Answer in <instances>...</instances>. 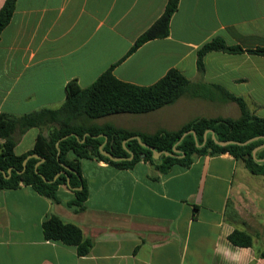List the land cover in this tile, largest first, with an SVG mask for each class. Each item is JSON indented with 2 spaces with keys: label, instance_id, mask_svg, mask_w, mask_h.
Segmentation results:
<instances>
[{
  "label": "crops",
  "instance_id": "crops-1",
  "mask_svg": "<svg viewBox=\"0 0 264 264\" xmlns=\"http://www.w3.org/2000/svg\"><path fill=\"white\" fill-rule=\"evenodd\" d=\"M167 1L17 0L0 36V114L57 108L70 80L89 86L113 65L117 78L142 86L177 68L192 90L149 112L91 123L154 133L197 116H239L235 101L217 95L218 86L264 116V55L248 51L264 45V0H180L169 35L128 54ZM214 37L243 51L207 52L199 75L197 51ZM217 105L224 115L197 112ZM41 130L48 133L37 126L23 133L15 153L32 149ZM80 164L88 196L79 212L68 205L75 193L66 185L58 188L59 201L24 184L0 190V264H264V174L251 172L242 159L228 152L201 155L165 173L146 161L118 168L83 157ZM51 214L93 239L88 254L44 237L42 223ZM235 230L249 234L252 244H233Z\"/></svg>",
  "mask_w": 264,
  "mask_h": 264
},
{
  "label": "trees",
  "instance_id": "trees-1",
  "mask_svg": "<svg viewBox=\"0 0 264 264\" xmlns=\"http://www.w3.org/2000/svg\"><path fill=\"white\" fill-rule=\"evenodd\" d=\"M17 0H4L0 7V36L2 30L8 25L15 10ZM180 0H168L163 13L135 40L128 54L136 50L144 42L160 37H166L170 32V22L177 10ZM212 50L225 52H241L243 48L237 45H229L222 37H214L204 43L197 51L198 74L204 72V55ZM249 52L264 55V45ZM113 65L104 71L92 84L86 87L79 85L76 79L70 80L66 85V98L57 108H42L23 115L0 114V138L4 141L0 145V190L18 188L21 184L31 186L38 193L59 201L58 188L66 185L74 189L75 197L68 205L79 212L85 209V200L88 196L86 180L82 175L80 158H93L104 160L118 168H132L139 161L149 162L158 173L168 172L173 165L183 167L191 166L201 155H220L230 153L233 157L242 159L245 166L253 173L264 174V147L253 156V149L264 143V116H258L250 108L247 100L241 96H235L225 88L218 86L222 91L217 95L224 100L235 101L240 114L233 116H197L184 123L175 130H158L154 133L127 129L114 123H91L93 119L105 117L115 113H143L158 109L164 105L173 103L180 96L186 94L191 88L192 81L185 77L177 68H170L166 74L155 83L142 86L126 82L117 78L112 72ZM195 94L206 96L202 91L195 89ZM46 127L48 133L42 130L38 133L34 147L23 154H16L14 147L19 137L30 127ZM187 130H194L195 134L188 133L182 139V134ZM213 130L219 140H233V143L219 145L212 138ZM75 132L74 135L62 139L59 142L60 152L56 142L63 136ZM89 132L84 141H80L84 134ZM107 141L103 148L121 160H112L101 153L99 146ZM99 135V136H92ZM138 135L141 140L152 145L158 151L173 152V147L178 149L174 155L161 154L155 158L153 151L140 144L132 136ZM258 138L244 144L243 142L253 137ZM134 153L132 159H128L130 153L123 145ZM199 144V145H198ZM38 153L45 158L37 170L47 179L53 180L56 173L67 165L74 171L67 170L69 177L60 174L55 180L46 182L41 174L35 170L39 161L36 157H30L23 172V160L30 154ZM69 153L74 157L70 158ZM142 154L144 156L142 157ZM12 168L9 174L8 169ZM9 175V177H6ZM157 178V176H154ZM44 237L47 240L60 241L66 245L76 247L78 255H86L93 247L94 241L85 236L82 228L76 223L66 221L57 214H51L42 223ZM229 240L235 245L250 246L251 236L243 231L235 230L229 235ZM264 257V250L260 252Z\"/></svg>",
  "mask_w": 264,
  "mask_h": 264
},
{
  "label": "water",
  "instance_id": "water-1",
  "mask_svg": "<svg viewBox=\"0 0 264 264\" xmlns=\"http://www.w3.org/2000/svg\"><path fill=\"white\" fill-rule=\"evenodd\" d=\"M208 132H211V133H212V138H213V139L215 140V142H216L217 144H219V145H227V144H229V143H233V142H234V141L231 140V139H230V140H219V139H217V138L215 137V134H214L213 130H206V131H205V134H204L205 138H206V135H207ZM188 133H193V134H195L194 130H187V131H185V132L182 134L181 139H182L186 134H188ZM69 135H74V136H76L77 138H79L78 134L75 133V132L69 133V134L63 136L62 138H60V139L56 142V146H57V149H58V154H59V152H60L59 142H60L62 139L68 137ZM87 135H91V134H90L89 132H87L86 134H84V137H83L82 139H79V140H80V141H84V139H85V137H86ZM99 135H102V136L105 137L104 142L99 146L101 153H103L104 155H106L107 157H109V158L112 159V160H115V161H116V160H121V159H122L121 157L114 156L112 153H110L109 151H107L106 149L103 148L104 143L107 141V136H106L105 134H102V133L99 134ZM99 135H92V136H99ZM258 137H259V136H257V137H253V138H251V139H248V140L244 141L243 143L246 144V143H248V142H250V141H252V140H254V139L258 138ZM262 137L264 138V136H262ZM132 138H136V139L140 142L141 145L150 148V149L153 151V155H154L155 158L159 157L161 154H165V155H174L175 153H178V149H177L175 146L173 147V152H174V153H171V152L166 151V150H165V151H158V150L155 149L154 146L149 145L148 143L142 141L141 138H140V136H138V135H134V136H132ZM126 141H127V139L123 141V145H124V147L127 149V151L130 153V156L128 157V159H132V158L134 157V153H133L130 149L127 148V146H126ZM198 145H199V144H198ZM262 147H264V143L261 144V145L256 146V147L253 149L252 154H253L254 157H256V152H257L260 148H262ZM143 156H144V154H142V157H143ZM30 157H36V158L39 159V161H38V162L36 163V165H35V170H36L37 173L41 174V173L37 170V167H38V165H39L42 161L45 160V158L42 157L41 155H39L38 153H33V154L28 155V156L23 160V169H22V170H18V172L21 173V172L24 171V169H25L26 166H27V161H28V159H29ZM259 160H264V159H259ZM62 165H63L64 169L58 171V172L56 173V175L54 176L53 180H55L60 174H64V175H66V176L68 177L67 170H69V171H74L73 169H71V168L68 167L67 165H65V164H62ZM0 171H2V172L5 174V172H4L3 170L0 169ZM11 172H12V168H9V169H8V173L10 174ZM41 176L43 177V179H44L46 182L53 181V180H49V179H47V178H46L44 175H42V174H41ZM6 177H9V175H6ZM68 184H69V177H68ZM77 188L80 189V188H82V186H79V187H73L72 189H77Z\"/></svg>",
  "mask_w": 264,
  "mask_h": 264
},
{
  "label": "rangeland",
  "instance_id": "rangeland-1",
  "mask_svg": "<svg viewBox=\"0 0 264 264\" xmlns=\"http://www.w3.org/2000/svg\"><path fill=\"white\" fill-rule=\"evenodd\" d=\"M197 112H199V113H202V114H208V115H213V114H217V113H219V114H223L224 115V112H225V109L223 108V107H219L218 105L216 106V107H213V109H211L210 111H206V109H204V110H202V112L201 111H197ZM229 113H227L228 115H234V114H232L231 113V111H228ZM116 114V119L115 118H113L112 120L113 121H118V113H115ZM115 114H111L112 116L113 115H115ZM237 115H239V110H238V113H237ZM236 115V116H237ZM235 116V115H234ZM106 117V116H105ZM105 117H100V118H96L95 119V121L98 123H100V122H104L105 120H104V118Z\"/></svg>",
  "mask_w": 264,
  "mask_h": 264
}]
</instances>
